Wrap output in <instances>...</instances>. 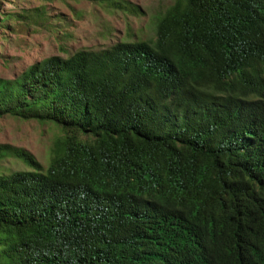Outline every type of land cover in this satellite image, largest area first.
Instances as JSON below:
<instances>
[{
	"label": "trees",
	"instance_id": "trees-1",
	"mask_svg": "<svg viewBox=\"0 0 264 264\" xmlns=\"http://www.w3.org/2000/svg\"><path fill=\"white\" fill-rule=\"evenodd\" d=\"M3 116L62 135L46 168L0 144V264H264V0H177L153 40L0 78Z\"/></svg>",
	"mask_w": 264,
	"mask_h": 264
},
{
	"label": "rangeland",
	"instance_id": "rangeland-1",
	"mask_svg": "<svg viewBox=\"0 0 264 264\" xmlns=\"http://www.w3.org/2000/svg\"><path fill=\"white\" fill-rule=\"evenodd\" d=\"M177 0H0V78L13 79L29 66L51 56L68 57L78 50L105 49L117 43L153 40L155 26ZM44 8L48 27L1 16ZM60 128L34 120L0 117V144L27 150L46 168ZM29 170L7 158L6 173Z\"/></svg>",
	"mask_w": 264,
	"mask_h": 264
}]
</instances>
